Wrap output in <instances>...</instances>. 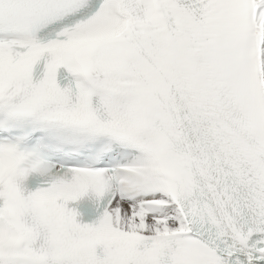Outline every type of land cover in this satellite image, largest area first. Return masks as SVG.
<instances>
[{
	"label": "snow or ice",
	"instance_id": "obj_1",
	"mask_svg": "<svg viewBox=\"0 0 264 264\" xmlns=\"http://www.w3.org/2000/svg\"><path fill=\"white\" fill-rule=\"evenodd\" d=\"M0 264H264V0H0Z\"/></svg>",
	"mask_w": 264,
	"mask_h": 264
}]
</instances>
